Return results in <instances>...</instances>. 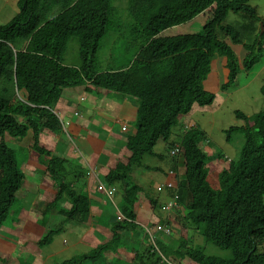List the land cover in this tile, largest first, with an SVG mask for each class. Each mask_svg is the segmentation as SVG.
<instances>
[{"label":"trees","instance_id":"trees-1","mask_svg":"<svg viewBox=\"0 0 264 264\" xmlns=\"http://www.w3.org/2000/svg\"><path fill=\"white\" fill-rule=\"evenodd\" d=\"M115 1L18 0L11 21L0 25V227L12 209H21L18 194L23 192L24 164L29 161L44 168L48 179L42 182L49 191L42 192L47 198L44 209L34 205L38 218L34 233L41 229L43 236L36 234L30 241L33 232L29 231L22 241L34 249L49 245L56 229L45 225L48 218L63 223L65 229L77 225L87 229L92 219L103 227L96 234L89 233L87 238L95 247L89 253L55 264H264V112L251 118L235 112L244 125L229 128L226 141L234 133H241L243 148L237 159L228 161L226 168H216L212 176L201 147L205 135L191 128L182 136L183 177L176 180L174 191L181 203H188L174 215L173 222H163L166 226L174 223L178 237L164 235L160 241L156 239L153 231L163 225L154 216L159 213L160 201L133 177L135 169H147L143 159L156 154L154 147L159 140L168 143L169 149L174 147L169 141L172 129L195 106L214 103L216 95L203 87L213 57L228 59V82L221 84L220 90L234 83L235 58L220 34L234 44L240 42V36L234 31L236 26L224 25V21L230 14H243L258 22L257 13L249 0H123L119 8H115ZM205 11L210 17L201 24L200 32L164 35L185 24L194 26L193 21ZM119 25L125 32L114 38L129 57L127 66L100 73L95 53ZM71 43L77 44L82 56L78 70L61 64L67 48L68 52L75 50ZM12 49L23 52L15 56ZM247 50L248 68L256 54L253 48ZM86 83L88 91L95 94L112 92L134 98L135 132L108 146L100 156L102 163L90 175L91 182L78 185L84 182L86 172L70 174L73 164L68 158L51 155L42 141L49 140L43 136L46 130L52 134L62 132L54 114L62 90ZM15 86L25 89L26 102L12 101ZM261 94L264 97V88ZM29 130L33 136L31 150L38 162L28 156L19 158L5 143L6 136L23 138ZM114 150L116 155L112 154ZM142 196L148 199L153 213L139 218L136 210ZM104 199L108 203L105 209ZM189 229L205 242L230 251L231 259L206 255L202 248L189 244L185 240ZM125 235L132 242H125ZM134 240L147 241L146 250L138 253ZM16 248L24 256L29 253L28 259L0 251V264H35V250L29 251L19 242Z\"/></svg>","mask_w":264,"mask_h":264},{"label":"rangeland","instance_id":"rangeland-1","mask_svg":"<svg viewBox=\"0 0 264 264\" xmlns=\"http://www.w3.org/2000/svg\"><path fill=\"white\" fill-rule=\"evenodd\" d=\"M17 2L18 0H0V24H5L11 20V18L14 16V14L17 12ZM115 8H119L123 6L124 1L123 0H116L115 1ZM249 6L252 8H255L257 16L260 18V23L257 25L259 29H261V25L264 26V0H249L248 2ZM207 15H206V14ZM206 15V16H205ZM210 17V14L206 11L198 16L193 22L194 26H192V23L185 24L180 27V29H172L167 30L164 32V35H179V34H185V33H194V32H200L201 27L203 23L207 20V18ZM236 18L243 19L246 21L249 26H253L248 19L247 16L243 14L239 15H232L230 14L227 19L224 21V25H234V26H240L237 23L233 22ZM198 24V25H196ZM125 28V26H124ZM121 32H125L124 29H121V25L119 27L115 28V30L111 31L109 34V38L104 39L103 44L101 45V49L99 51L98 57H99V64L98 67L104 71L110 67H122L127 66L129 57L125 54V52L122 50L121 43L114 38V35H119ZM128 40L130 41V36L128 35ZM70 47L73 49H77L76 43H71ZM234 54L241 58L244 54V51L241 47H233ZM110 57L111 60H110ZM218 57V56H216ZM216 57H213L211 60V66L216 62ZM77 60V58L75 59ZM240 69V73L234 82L233 85H231L226 91L221 92L217 90L216 82L218 80V76H221V71H219L216 77V65H214V68L212 70L213 74L208 75L207 80L203 84V87L205 90L212 92L216 95L214 103L211 106H205V107H194L193 110L189 114V119L187 121L188 125H192L195 129L200 131L205 135L208 141L203 142L201 144L202 149L205 151V153L208 156L213 157V159H217V153H220V155H225L228 161L229 159H237L239 152L242 150L244 145V136L241 133H234V135L231 136V140L229 142L226 141V131L231 127H241L243 125V121L238 119L235 116V111H239L242 114H244L247 117H252L258 113L264 112V97L260 93L261 87H264V60H262L260 63L256 64L250 71L245 72L243 71L241 65H238ZM223 80V78H222ZM219 84V80H218ZM216 90V93L215 91ZM218 92V94H217ZM98 112L100 114L96 115L97 121L100 125L106 124L105 117L106 115L103 114L104 110L99 107ZM60 119L63 125L68 128L70 126V118L67 117V115L60 113ZM19 122H22L21 119H19ZM107 125V124H106ZM93 129V128H92ZM91 129V130H92ZM103 130V128H101ZM134 130V127L131 128V130ZM70 132V131H69ZM178 135L177 130H174L173 136L175 137ZM68 139L70 140L71 145L77 150V156L81 158L83 161H86L91 165V158L93 155V152L91 150L83 149L80 147V145L76 142H73L74 137L68 136ZM76 140V139H75ZM28 139L19 140V139H13L8 136L5 137V143L7 146L14 151H16L19 158H25V156H28L30 160L33 161L32 153L29 151V148H27L28 143H26ZM52 152L57 153L59 149L53 148L51 149ZM154 152L158 154H163V163L162 168L163 170H167L168 163L172 161V157L167 154L166 150H164V145L160 142L157 143V145L154 147ZM113 155L117 154V151L114 150ZM175 160V158H174ZM38 162V160H35ZM228 161L221 162V168H226L228 166ZM218 162V165L220 161L217 159L216 163ZM158 161L150 156H146L143 159V167L144 168H152L156 165H158ZM74 164L80 166L83 168L84 171H86L87 174H89L87 168H85L84 164L81 163L79 160H75ZM25 177L26 180L24 182V189L23 192L20 195L21 198V209L12 211L10 213V220H16L15 222H7L6 225L8 227V231L12 234H15L13 236L14 243L10 245V239H7L9 237L4 236L2 237L1 233H4L8 235V233L0 230V247L1 250L9 252L12 254L13 258H18L21 256H24L23 252H19L16 248L18 242L20 246H25L29 251L35 250V255L37 256V259L35 260V264H55L59 263L63 260L72 259L76 256H80L82 254L89 253L94 247V242L90 243V240L87 238L86 234H84L85 226L77 225L75 228H71V226L68 229H65L63 223L54 222L51 218H48V220L45 222V225L48 226L50 229H56V233H54V237L50 242V245L42 244L40 245V248L34 249L32 247V244L29 245L28 242L22 241L24 236L30 231L32 233V237L29 239L30 241L33 239V237L36 234H41L43 236V231L34 233V230L36 231L38 228L36 227L37 216L34 212V205H40L39 201H36L35 198L39 197L41 198L43 191H49V189L45 186V183L42 181L47 180V174L46 171L42 166H39L37 163L33 162L32 164L29 161L25 162ZM135 175H134V182H139V175L140 172H145L142 169H135ZM161 176L155 178L154 180H151L147 183L148 190L153 191V187L155 186L156 182L159 181H165V178L162 177V173H160ZM178 177H182V172L178 174ZM84 182L78 183V185L85 184L87 182H91V179L88 178L85 174V177L83 178ZM96 181V180H95ZM42 188V191H41ZM90 194L93 196V193ZM163 196V195H162ZM100 197L104 198L103 195H100ZM164 197V196H163ZM141 198H146L145 196H142ZM26 201V204L24 203ZM47 201V199H46ZM35 202V203H34ZM187 201L183 204V209L186 208ZM107 200L104 199L102 202V206L107 208ZM39 209H44V207H40ZM137 213L139 214V218H143L146 214H151L152 207L149 205V202L147 200H142V202L139 203L137 207ZM56 218V215L53 214ZM97 220V219H95ZM60 224V225H59ZM13 225L15 226L14 228ZM87 232L88 234H96L99 231L103 230V227L101 226V223L91 220L90 224L88 225ZM16 229V230H15ZM175 229V227H173ZM15 231L13 233L12 231ZM153 233L157 236V240L160 241L161 238H163V234L159 231H153ZM172 234V232H170ZM176 237L180 235L179 232L174 234ZM41 236V237H42ZM20 238V239H18ZM188 238L192 241L193 245L199 246L200 248H204V252L206 255L219 257L221 259H231L232 255L231 252L228 250H222L216 246H214L211 243L203 242L202 238L200 237V234L193 232L192 230L188 233ZM21 240V241H19ZM40 240V239H39ZM38 240V241H39ZM125 242H132V239L129 235H125L124 238ZM136 242L137 246V252L140 253L141 250H146V247L148 246V242H139L141 243L142 247H140L139 243H137V240H134ZM205 241V240H204ZM61 249V250H60ZM60 250L58 253L53 254L54 252ZM26 254V253H25ZM27 256L29 255L26 254ZM27 256H24L25 259ZM28 259V257H27ZM184 264H191L189 261H185Z\"/></svg>","mask_w":264,"mask_h":264},{"label":"clouds","instance_id":"clouds-1","mask_svg":"<svg viewBox=\"0 0 264 264\" xmlns=\"http://www.w3.org/2000/svg\"><path fill=\"white\" fill-rule=\"evenodd\" d=\"M254 10H255V8H253ZM207 13H209L208 11H206ZM255 12H256V10H255ZM210 14V13H209ZM258 19H260L259 17H258ZM11 21V20H10ZM9 21V22H10ZM260 21L261 20H258V22H252V21H250L252 24H254L253 26H249V24L246 22V21H244L243 19H238V18H236L233 22H235V23H237L238 25H240V26H236V28L234 29V31L236 32V33H238L239 34V36H240V42L238 43V44H234V43H232L231 42V40L229 39V37H223V35H222V33L220 34V39L223 41V42H225L227 45H228V47L231 49V51H232V54H233V56H234V58H235V63H236V66H237V76H236V79H237V77H238V75H239V73H240V69H239V67H238V65L240 64L241 65V67H242V69H243V71H245V72H248V71H250L256 64H258V63H260L262 60H264V38H263V36H264V26H262L261 25V29H259L258 27H257V25L260 23ZM9 22H7V23H9ZM7 23H5V24H7ZM5 24H0V25H5ZM173 29H175V28H173ZM176 29H180V27H178V28H176ZM169 30H172V29H169ZM234 46H236V47H241L242 48V50L244 51V54H243V56L241 57V58H239V57H237L235 54H234V52H233V47ZM247 47H250V48H253L254 49V54H256V56L254 57L255 59H253L252 60V62L250 63V65L248 66V68H247V66H246V58H247V56H249L250 55V51H248L247 50ZM100 49H101V47L96 51V53L95 54H97V64H96V66H97V69L99 70V72L101 73H103V72H107V71H110V69H114V70H117V69H120V68H123V66L122 67H110V68H108V69H106V70H104V71H102L99 67H98V64H99V57H98V54H99V51H100ZM23 50V49H22ZM22 50H16V49H12V51H13V54L16 56V54H17V52L18 51H22ZM23 52V51H22ZM65 55H64V60H63V62H61V64H62V66L63 67H65V68H69V69H72V70H78L79 69V67H80V65H81V63H79L80 61H81V57H80V52L77 50V49H75L74 51H72V52H68V48H67V52H65L64 53ZM49 56H51V55H49ZM216 56H218V57H216ZM215 57H216V62H219V61H222V60H224L225 61V65H224V68H225V70H226V74H224V73H221V76L219 77V79H220V83L218 84V86H217V90H218V92H219V90H220V85L222 84H227V82H228V74H229V70H228V68H227V65H228V59H227V57H225V56H219V55H216ZM77 58V60H75ZM111 58L112 57H110V60H111ZM84 60V59H83ZM59 60L57 59V62H58ZM60 62V61H59ZM216 62L211 66V74L210 75H212L213 74V72H212V70H213V68H214V65H216ZM220 71V69H218V72ZM16 73V72H15ZM14 73V77L16 76V74ZM208 78V77H207ZM222 78H223V80H222ZM236 79H235V81H236ZM207 80V79H206ZM234 81V82H235ZM205 83V82H204ZM203 83V84H204ZM234 84V83H233ZM232 84V85H233ZM81 86H83V87H87V88H90L89 87V83H86V84H84V85H81ZM231 86V85H230ZM230 86H228L225 90H220L221 92H224V91H226ZM1 87H2V84H1V79H0V89H1ZM76 87H80V86H76ZM75 88V87H74ZM262 88H264V87H261V89ZM65 89H71V88H64L63 90H65ZM261 89H260V93H261ZM63 90H62V92H63ZM213 91H215V93H216V90H213ZM218 92H217V94H218ZM110 93H112V92H110ZM212 93V92H211ZM26 94V91H25V89L24 88H22V89H18V87H14L13 88V100L12 101H14V100H21V101H23V102H26V100H25V98H24V95ZM112 94H116V93H112ZM116 95H120V94H116ZM262 95V94H261ZM120 96H122V95H120ZM122 97H129V98H131L132 100H133V103H134V107L136 108V100L134 99V98H132V97H130V96H122ZM32 105V104H31ZM31 107H34V108H36V106H34V105H32ZM235 112H239V111H235ZM241 113V112H240ZM54 114L56 115V117H57V119L59 120V122H60V124H61V127H62V132H61V134H63V135H65L66 136V138H65V142H70V140L68 139V137H67V135L68 136H70V133H69V131H68V128H66L64 125H63V123L61 122V119H60V113H57L56 112V110H55V108H54ZM190 114V113H189ZM189 114L188 115H186L184 118H182L179 122H178V125L175 127V128H173L172 129V134L170 135V139H169V141L170 142H173L174 143V147H172V148H170L169 149V145H168V143H165V142H163V141H161V140H159L157 143H161V144H163L164 145V150H166V152H167V154L168 155H170L171 157H172V161H170L169 163H168V166H167V170H163V168H162V163H163V160L164 159H160L158 156H161L162 158H163V154L162 155H156V154H158V153H156V154H154V155H152V156H150V157H153V158H155L159 163H158V165H156V166H154V167H152V168H147V169H145V172H140V174H138L139 175V182H137V183H139V185H144V187H147V180H149V181H151V180H154L155 178H157V177H159V176H161V174L160 173H162V177H164L165 178V181L163 182V181H159V182H156L155 184H156V187L155 188H153V196H155V197H157V199L160 201V204H161V207H160V209H159V213H156V215H154L155 216V218L157 219V221L159 222V221H161L162 222V224H163V222L167 219V220H169V222L171 221V222H173V219H174V215L175 216H177L178 215V211L179 212H181V211H183L184 209H183V204L184 203H181L180 201H179V196H178V193L177 192H175L174 191V187H175V182H176V180L177 181H179L181 178H179L178 177V174L179 173H181V172H183V170H184V159H183V157H182V155H183V152H182V148H181V146H180V142H181V139H182V136L189 130V129H191V128H194L192 125H188L187 124V121H188V119H189ZM242 114V113H241ZM244 115V114H243ZM245 116V115H244ZM245 117H247V116H245ZM247 118H251V117H247ZM241 120V119H240ZM20 123H24V120L22 119V122H20ZM243 125H244V123H243ZM130 127H132V126H130ZM128 130V128L126 127V126H121V132H125V131H127ZM135 130V129H134ZM174 130H177V132H178V135H176L175 137L173 136V132H174ZM46 133H49V134H52V133H50L49 131H45ZM129 133H131V131L129 132ZM132 134V133H131ZM55 135H60V134H55ZM10 138H12V137H10ZM13 139H19V140H24V139H28V141H26V143H28V146H27V148H29V150H31V146H32V144H33V141H32V139H33V136H32V131L31 130H29L28 131V134L25 136V137H23V138H13ZM207 139V138H206ZM205 139V141L204 142H208L207 140ZM42 142H44V141H42ZM44 144V143H43ZM43 144H41V146H44ZM207 144H209V143H207ZM7 145V144H6ZM157 145V144H156ZM155 145V146H156ZM46 146V148L48 149V150H50V152H51V155H57V154H62V155H65L66 156V158H68V161L70 162V163H72L73 164V167H72V169H70L69 170V173L70 174H73V173H75V172H79L80 170H83V168H81L80 166H78V165H76V164H74V161L75 160H79V161H81V163H83L84 164V166H85V168H87V170H88V172H89V174H87L86 173V176L88 177V178H90V175H92L93 173H95V170H96V165L99 163V162H101V161H99L100 160V155H99V153H93V155H92V158H91V165L89 164V163H87L86 161H83L81 158H79L78 156H77V150L75 149L74 151H65V150H59L57 153H54V152H52V150L51 149H49L48 148V146L47 145H45ZM11 149V148H10ZM13 150V149H12ZM174 151H179V153L178 154H172ZM204 151V150H203ZM205 152V151H204ZM31 153H32V156H35V157H33L35 160H38V159H36L38 156L37 155H35L34 154V152L31 150ZM100 154H102V153H100ZM206 154V153H205ZM177 155V156H176ZM118 156H119V154H118ZM118 156L116 157V158H118ZM206 156V158H207V161H206V163H207V166H208V168H209V171H210V174H211V176L215 173V170H216V168H218V170H220V169H222L221 168V162H226V161H228L227 160V158L228 157H226L225 155H220V153H217V159L220 161V163H219V165H218V162L216 163V160L217 159H213V157H211V156H208L207 154L205 155ZM115 158V159H116ZM119 158H120V156H119ZM174 158H175V160H174ZM229 160H231V159H229ZM102 163V162H101ZM117 163V162H116ZM115 165V164H114ZM113 165V166H114ZM25 169V168H24ZM138 169H142V168H138ZM86 172V171H85ZM69 174V175H70ZM134 175H135V171H134V173H133V177H134ZM182 177H183V174H182ZM70 178V177H69ZM102 188H103V186H102ZM19 196L21 195V194H18ZM106 195H108V192H106ZM164 197H163V196ZM109 196V195H108ZM46 197H44V196H42L41 198H39V197H36L35 198V200L36 201H39V203H40V205H39V207H44L46 204H47V201H46ZM143 200H147L148 201V199H146V198H143ZM25 204H26V201L24 202ZM149 205H150V203H149ZM151 206V205H150ZM152 207V206H151ZM17 210V209H16ZM12 211H15V209H12L11 210V212ZM10 212V213H11ZM10 213L8 214V217H7V219L5 220V222H3V226L2 227H0V230L1 231H4V232H6V233H8V234H11V235H13L11 232H9L8 231V227L9 226H7L6 225V223L7 222H10V223H12V222H15L16 220H10L9 219V217H10ZM153 213V212H152ZM168 216V217H167ZM14 226V225H13ZM173 227H175L174 226V223H170V224H168V226H166L165 224H163L162 226H160L156 231H159V232H161L162 234H163V236L164 235H166V236H174V237H176L174 234H176L177 232H178V229L177 228H175V229H173ZM88 229V228H87ZM87 229H84V234H86L87 236L89 235L88 234V232H87ZM191 229H189L188 231H186V233H185V240H187L188 241V243L189 244H192V246H194V247H197V248H200L199 246H195V245H193V243H192V241L190 240V238H188V233H189V231H190ZM173 231H175V233H173ZM193 232H195L194 230H192ZM13 232V231H12ZM170 232H172V234H170ZM196 233V232H195ZM2 234V233H1ZM201 237V236H200ZM202 238V237H201ZM202 240H203V242H205L204 241V239L202 238ZM18 245V244H17ZM50 245V244H49ZM203 250H204V248H203ZM59 251V250H58ZM56 253H58L57 251L56 252H54V254H56ZM68 260H70V259H68ZM64 261V260H63Z\"/></svg>","mask_w":264,"mask_h":264},{"label":"crops","instance_id":"crops-1","mask_svg":"<svg viewBox=\"0 0 264 264\" xmlns=\"http://www.w3.org/2000/svg\"><path fill=\"white\" fill-rule=\"evenodd\" d=\"M224 65V60L216 62V77L218 76V69H220L221 73L226 74ZM218 80L220 83L219 76ZM218 80L216 86H218ZM99 107L104 110L103 114L106 115L104 122L107 125H100L97 121L96 115L100 114L98 112ZM55 110L57 113L65 114L70 118L68 131H70V136L74 137L73 142L78 143L83 149L99 153L100 156L105 154V149L114 143L115 140L121 141L120 139L125 138L127 134H134L135 132V130H131L132 127L130 126L133 125L136 108L133 100L129 97H122L112 93L95 94L92 91H88L87 87L80 86L63 90ZM121 126H126L128 130L121 132ZM130 131L131 133H129ZM43 136L44 138H49L48 141L43 142L49 149L75 150L70 142H65L66 136L63 134L55 135L43 132ZM115 158L116 156H113V159ZM1 236L9 237L7 239H10V245L14 243V235L2 233ZM0 251L10 254L1 250V247ZM53 255L54 253L51 254V256Z\"/></svg>","mask_w":264,"mask_h":264},{"label":"bare ground","instance_id":"bare-ground-1","mask_svg":"<svg viewBox=\"0 0 264 264\" xmlns=\"http://www.w3.org/2000/svg\"><path fill=\"white\" fill-rule=\"evenodd\" d=\"M179 153V151H174L172 154H178ZM177 156V155H176Z\"/></svg>","mask_w":264,"mask_h":264}]
</instances>
